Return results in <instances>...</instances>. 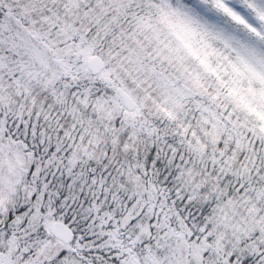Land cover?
Instances as JSON below:
<instances>
[{"label":"snow or ice","instance_id":"1","mask_svg":"<svg viewBox=\"0 0 264 264\" xmlns=\"http://www.w3.org/2000/svg\"><path fill=\"white\" fill-rule=\"evenodd\" d=\"M0 264H264V0H0Z\"/></svg>","mask_w":264,"mask_h":264}]
</instances>
